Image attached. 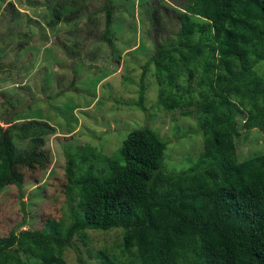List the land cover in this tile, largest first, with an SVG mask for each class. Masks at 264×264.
<instances>
[{
	"label": "trees",
	"instance_id": "trees-1",
	"mask_svg": "<svg viewBox=\"0 0 264 264\" xmlns=\"http://www.w3.org/2000/svg\"><path fill=\"white\" fill-rule=\"evenodd\" d=\"M170 1L173 10L160 5L178 19L177 42L155 43L142 66L137 105L146 111L143 75L153 66L156 104L167 111L193 106L202 150L188 166L166 169L168 143L148 125L129 130L107 156L62 142L66 219L45 221L43 230L58 238L45 244L41 264H65L64 257L50 254L58 248H70L79 264H91L74 237L86 243L88 230L113 229L121 231L120 254L99 249L100 264H264V152L240 159L236 146L241 128L264 132V77L256 70L264 61V0ZM62 6H54L48 25L64 19ZM104 8L100 39L110 42L113 6L106 2ZM53 131L39 120L0 125V190L21 189L18 165L45 166L43 146ZM25 140L30 150L13 156L15 141ZM98 157L105 166L93 171L90 161ZM25 217L13 231L25 225ZM12 237L0 238V264L32 262L29 250L12 246Z\"/></svg>",
	"mask_w": 264,
	"mask_h": 264
},
{
	"label": "rangeland",
	"instance_id": "rangeland-1",
	"mask_svg": "<svg viewBox=\"0 0 264 264\" xmlns=\"http://www.w3.org/2000/svg\"><path fill=\"white\" fill-rule=\"evenodd\" d=\"M106 2L113 6L110 42L100 39ZM161 3L172 10L175 7L170 0H0V125L39 120L54 127L43 146L48 157L45 166L18 165L24 182L21 189L8 185L0 190V238L13 236L12 246L29 250L33 261L28 264H41L38 258L45 244L58 238L43 230L45 221L66 219L62 142L80 152L94 148L99 156H107L129 130L148 125L168 143L166 169H182L201 152L202 135L195 130L193 106L167 111L156 104L159 85L153 66L143 75L146 111L137 105L142 66L155 52V43L177 42L178 19L174 12L165 13ZM59 4L64 19L48 25ZM193 19L200 21L196 16ZM189 66L196 68L194 60ZM256 70L264 77V61ZM193 95L199 96L198 89ZM183 110L189 111L185 115ZM240 130L236 141L240 159L264 152V132ZM11 135L20 139L15 132ZM15 143L19 144L15 157L30 150L28 140ZM90 162L93 171L105 166L102 157ZM24 215L25 225L13 231ZM87 234L86 243L77 236L73 240L91 264H100L95 257L99 249L120 254L119 229L88 230ZM50 254L64 257L65 264H79L70 248Z\"/></svg>",
	"mask_w": 264,
	"mask_h": 264
},
{
	"label": "water",
	"instance_id": "water-1",
	"mask_svg": "<svg viewBox=\"0 0 264 264\" xmlns=\"http://www.w3.org/2000/svg\"><path fill=\"white\" fill-rule=\"evenodd\" d=\"M24 106L25 105L19 106V107L15 108L14 110H19V109L23 108ZM10 117H11V115L8 116V119H10Z\"/></svg>",
	"mask_w": 264,
	"mask_h": 264
}]
</instances>
